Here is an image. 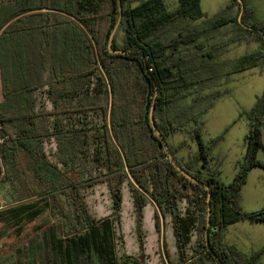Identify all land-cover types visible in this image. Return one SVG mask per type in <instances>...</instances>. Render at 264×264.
Segmentation results:
<instances>
[{"label":"trees","instance_id":"16d2710c","mask_svg":"<svg viewBox=\"0 0 264 264\" xmlns=\"http://www.w3.org/2000/svg\"><path fill=\"white\" fill-rule=\"evenodd\" d=\"M242 1L243 22L262 31L245 28L238 19L240 11L207 17L201 0H177L175 7L168 0H0L4 175L16 168L18 178L24 175L30 186L34 200L20 207L24 222L48 214L40 227L59 218L64 234L58 237L50 224L18 250L17 264H147L143 224L150 200L158 207L154 218L159 232L165 214L172 216L179 260L167 256L170 264H186L195 256L220 264L206 244L208 189L168 158L151 124L155 95L154 120L175 160L212 191L213 249L227 264H261L264 247L245 254L223 245L222 234L237 220L264 222V209L246 211L240 204L249 171L264 167L258 158L264 146V92L248 113L246 152L230 183L221 181L211 163L213 146L221 137L207 144L201 135L203 117L219 94H196L220 75L264 69V22L254 20L248 1ZM232 6L240 9V1L231 0L227 8ZM118 21L112 48L128 53L108 47ZM230 23L240 31L238 36L210 41L216 30ZM247 35H255L261 47L221 72V50ZM44 94L52 108L44 105ZM178 132L194 135L198 144L187 161L168 139ZM49 139L56 144V162L42 146ZM125 182L133 196L139 254L126 255L118 263L112 220L96 217L86 192L105 184L118 214ZM183 199L188 202L185 215L179 209ZM193 229L197 240L189 256Z\"/></svg>","mask_w":264,"mask_h":264},{"label":"rangeland","instance_id":"374dc122","mask_svg":"<svg viewBox=\"0 0 264 264\" xmlns=\"http://www.w3.org/2000/svg\"><path fill=\"white\" fill-rule=\"evenodd\" d=\"M231 0H201L203 11L207 17L212 18L225 12L227 15L236 14L240 11L238 6L227 8ZM248 5L253 10V19L264 22V0H247ZM137 2V1H136ZM134 2V3H136ZM170 7L177 5V0H168ZM240 13V12H239ZM235 15V14H234ZM202 19H199L200 21ZM240 34L235 25L223 26L213 33L210 41H218L222 38L235 37ZM262 42L255 35H247L243 39L234 41L223 48L217 59L223 63L219 70L227 73L232 64L246 53L253 52L260 48ZM261 69V70H260ZM250 72L255 74L250 75ZM213 106L204 115V123L201 128V135L205 143L209 144L214 138L221 137L218 143L213 146L212 153L222 156L224 167L223 178H227L228 172L236 163V159L241 158L246 152V136L250 129L248 117L249 111L256 104L258 97L264 92V69L255 67L246 71H238L226 75H220L213 85L202 89L199 93L203 96L214 95ZM195 94V95H196ZM3 99L2 79L0 74V103ZM192 100V96L187 98V102ZM43 103L46 107L52 108L51 102L46 94L43 97ZM169 142L178 150V153H193L198 150V144L194 135L190 133L178 132L169 136ZM262 139L264 144V126L262 128ZM2 143L0 135V144ZM44 152L47 157L56 162L54 150L56 144L54 139H49L43 143ZM264 150V146L260 148ZM1 154L6 156L0 148ZM0 154V262L2 264H17L18 250L27 244L32 238L41 234L51 224L54 225L58 237H64L62 221L59 218H52L50 224L40 227L44 224L47 215L38 217L31 222H24L21 205L31 199L32 191L24 175L17 176L16 168L11 169L4 175L5 160ZM7 157V156H6ZM181 157V156H180ZM183 158V157H182ZM244 158V157H243ZM241 158V160H243ZM184 159V158H183ZM240 160V161H241ZM61 166V165H60ZM23 174V173H22ZM31 193V194H30ZM123 204L120 213L116 214L113 209V201L110 191L105 184H98L86 192L88 204L96 217L109 218L112 220L114 251L117 262L121 263L126 255L136 257L139 254V243L136 234V223L134 217L133 196L128 182L123 186ZM188 202L183 199L179 202V209L183 215L187 212ZM158 209L156 204L150 200L144 207L148 213V222L144 219L143 228L146 233L145 248L146 260L152 257V253L157 254L160 249L157 248V240L154 239L152 213ZM171 214L166 213L162 220V225L167 228L171 224ZM154 220V219H153ZM40 227V228H39ZM194 230V229H193ZM156 232V231H154ZM197 238V230L195 229ZM151 233V238H148ZM194 235V238H195ZM169 231H167V238ZM169 242V241H168ZM170 244V243H169ZM149 248L151 253H147ZM153 249V250H152ZM157 256V255H156Z\"/></svg>","mask_w":264,"mask_h":264},{"label":"crops","instance_id":"0c3cea01","mask_svg":"<svg viewBox=\"0 0 264 264\" xmlns=\"http://www.w3.org/2000/svg\"><path fill=\"white\" fill-rule=\"evenodd\" d=\"M236 12H237V8L235 7L234 14H236ZM230 25H234V24L230 23L227 24L226 26H230ZM227 47L225 49H227ZM217 61L219 62L218 59ZM252 68H248L246 70ZM253 74H255V72H250V75ZM213 105L214 104H212V106ZM212 106L210 107V109L212 108ZM196 151L197 150L193 151V153H195ZM193 153L187 154V152L185 153L182 152L181 154H179V156L183 157L185 161H187ZM244 155L245 153L242 154L241 158H243ZM212 156H213V160L211 163L213 167H216L218 169L219 178L224 183H230L234 179L238 171V162L241 160V158L236 159L235 165H233L231 170L228 172L227 178L225 179L223 178L224 167L222 163V156L216 155L215 153H212ZM258 158L264 161V150H259ZM240 204L243 207V209L246 211H259L264 209V167L254 166L249 171L247 179L241 188ZM154 214L155 211L154 213H152V221H154V228L152 233L154 235L153 238L157 240L158 243L157 248L160 249V252L154 254L153 251L152 257L147 258L146 263L163 264L164 262H166L167 264H170L167 259V256H169V258L173 262H177L179 260V253L176 244V237L174 234L173 221L171 219L170 222L171 224H169L167 228H164V226H162L161 232H159L155 225ZM144 219L146 220V222H148L147 220L148 213L146 212L144 213ZM167 231H169L168 238H167ZM194 231L195 229L191 232V241L187 246V253L189 256H191V254L193 253V248L197 240ZM148 238H151V233H149ZM164 241H165V245H164ZM222 243L225 246L234 247L245 254H249V255L253 254L258 250H260L262 247H264V222L252 221L249 219H241L229 223L223 230ZM147 249H148L147 253L150 254L151 250L149 248ZM260 262L261 264H264V252L260 256ZM0 264L2 263L0 262ZM186 264H213V263L208 259L201 260L199 256H195L189 259V261L186 262Z\"/></svg>","mask_w":264,"mask_h":264},{"label":"water","instance_id":"95a60500","mask_svg":"<svg viewBox=\"0 0 264 264\" xmlns=\"http://www.w3.org/2000/svg\"><path fill=\"white\" fill-rule=\"evenodd\" d=\"M240 1V13H239V22L245 27V28H250L252 30H257V31H262L260 28H257V27H252L250 25H247L243 22V19H242V15H243V12H244V9H245V5L243 3L242 0H239ZM121 18V14H120V17H119V20ZM118 25H119V21L116 23V25L114 26V29L112 30L111 34H110V37H109V42H108V47L109 49L112 51V52H120V53H128L127 50H122V49H113L112 48V43H113V39L115 37V34H116V31H117V28H118ZM263 37H264V33H263ZM156 93H157V86H156ZM155 101H156V95L154 97V100H153V106H152V109H151V112H150V119H151V124H152V127L154 128V130L156 131L158 137L160 138L162 144L164 145L165 149H166V152H167V155H168V158L171 160V162L174 164V166L182 173L184 174L185 176H187L189 179H191L192 181L198 183V184H201L203 186H205L207 189H208V213H207V227H206V244H207V248L208 250L211 252V254L213 255V257L220 263V264H227L225 263L219 256L218 254L215 252V250L213 249L212 245H211V242H210V225H211V213H212V204H211V200H212V191L209 187V185L207 183H205L204 181L202 180H199L198 178H196L195 176H193L192 174H190L189 172H187L182 166H180L178 164V162L175 160L173 154L171 153L170 151V148H169V144H168V141L166 139V137L164 136V134L160 131V129L157 127L156 123H155V120H154V106H155Z\"/></svg>","mask_w":264,"mask_h":264}]
</instances>
